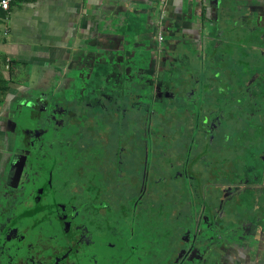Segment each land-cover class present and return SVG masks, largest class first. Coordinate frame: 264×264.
<instances>
[{"label": "crops", "instance_id": "1", "mask_svg": "<svg viewBox=\"0 0 264 264\" xmlns=\"http://www.w3.org/2000/svg\"><path fill=\"white\" fill-rule=\"evenodd\" d=\"M159 31L173 36L175 64L185 57L195 72L208 74L206 88H218L208 79L221 72L226 109L237 101L249 111L244 115L264 121V0H13L8 10L0 8V182L22 130L6 126V116L25 115L24 107L49 99L33 83L37 69L61 70L84 87L95 65L110 60L103 55L117 48L155 53ZM167 49L159 53L171 55ZM254 164L255 176L231 202L224 200L234 195L228 191L221 198L223 217L241 218L220 229L208 219L187 264H264V153Z\"/></svg>", "mask_w": 264, "mask_h": 264}, {"label": "trees", "instance_id": "2", "mask_svg": "<svg viewBox=\"0 0 264 264\" xmlns=\"http://www.w3.org/2000/svg\"><path fill=\"white\" fill-rule=\"evenodd\" d=\"M179 62L163 70L160 87L166 93L158 100L152 84L137 77L129 79L124 59L96 64L75 96L81 108L57 102L65 115H84L77 134L71 136L77 138L71 142L76 152L67 155L74 161L81 150V165L74 167L73 175L80 174L86 165L91 172L88 192L100 191L103 200L128 197L131 205L138 201L139 209L147 201L156 209L166 203L184 214L191 212L196 220L205 213L207 220L213 221L224 216V192L234 194V198L238 187L255 176L258 166L254 161L264 153V121L244 115L248 110L242 104L238 107L237 101L232 109H226L220 97V71L212 72L208 79L216 81L218 88H206L208 74L195 72L188 58ZM140 63V59L134 61L132 68ZM89 119L97 126L87 122ZM107 125H111L115 157L104 173L99 167L103 146L97 142L83 150L77 141ZM96 182L99 189L94 187Z\"/></svg>", "mask_w": 264, "mask_h": 264}, {"label": "rangeland", "instance_id": "3", "mask_svg": "<svg viewBox=\"0 0 264 264\" xmlns=\"http://www.w3.org/2000/svg\"><path fill=\"white\" fill-rule=\"evenodd\" d=\"M154 40L157 42L156 46L159 47L155 48V53L145 54L144 52L139 56L137 52L130 51L129 47L124 46L108 53V55H103V61L110 58V60L118 63L124 59L128 62L126 71L129 79L137 77L152 84L156 92L155 99L158 100L159 95L163 96L166 93L160 87L162 85L163 70L165 67H169L177 56L175 55L173 36L164 35L161 31V39H159V33L157 32ZM166 46L169 49L167 51L171 55L159 53L161 52L160 49H165ZM138 56L139 58L137 59ZM139 59L143 64H134L136 67L134 70L132 64ZM121 66L122 64L120 63V69ZM31 78L37 90L43 93L47 92L49 99L46 103L39 102L32 108L24 107L25 111L23 110V113L25 115L6 116L8 118V120L6 119V126H11L12 128L18 126V129L22 128V130H18L15 152L8 155L5 163V175L2 176L4 180L0 182L2 188L0 192V220L3 217L5 218L6 215L4 204L9 203V198L12 196L9 195V192L13 194V192L19 191L6 186L5 182H11L13 177L21 175L23 176L22 179L24 177L27 178L25 182L30 183L27 184L26 191H28V188L32 187L33 183L40 179L34 169L31 172L22 167L23 161L30 158L29 156L25 157L26 152L33 153L31 148L35 151L43 147L47 149L51 158L56 160L58 168L54 171V188L58 199L67 198V195L71 193L70 189H72L73 181L79 183L81 187L87 188L88 182L91 180H88L91 172L86 165L83 166V171L80 174L78 173L79 175H73L74 167L77 164L81 165V150L76 154V161H70V156L68 157L67 155L74 151L71 142L76 141L77 138H71V136L77 134L76 131L78 130L76 128L80 126L79 124L82 122L84 115H65V113L59 111L57 103L60 101L64 103V106L67 103L68 106L71 107L72 105L75 109L81 108L79 107L80 99H75V96L80 92V84L72 79L70 81L63 77L61 70L52 68L46 69V71L39 68L32 74ZM75 100L76 102H74ZM40 108L47 109L51 114L42 115ZM87 122L97 126L93 119H89ZM110 130L111 125H107L105 129L96 131L93 136H85L84 139L77 141L78 147L83 150L90 149L97 142L103 146L104 154L103 159L100 160L99 167L104 173L110 170L112 166L111 158L115 157V145H113L112 138L109 136ZM28 149L30 151H25ZM44 153L43 151L42 156V153L38 151L32 155L31 159H44ZM248 162L251 161L248 160ZM22 169L25 170L24 173L22 172L23 174L21 173ZM63 180L66 182L65 185L62 183ZM96 180L98 181V179ZM174 194L177 195L179 193L175 192ZM194 194V192L191 193L193 197ZM153 197H155V194H153ZM77 199L81 201L80 198ZM105 200L109 205L108 215L106 216L108 226L101 221V217L104 214L98 213L100 218H98V221H100L98 224L100 226L95 227L93 230L98 264H176V258L180 252H188L190 250L191 244L189 241H191L192 237L194 236L199 244L202 236L205 235L204 230L207 226H210V221H207L205 213L200 217L201 220L199 219L200 221L198 220L197 222L196 217L191 212L184 214L179 208L167 207L169 204L166 203L156 209L148 204L149 202L147 201L146 206L139 209L137 208L138 201L134 200L131 205L132 199H128V197L116 196ZM141 200L143 201L142 198ZM224 200H226L225 202L228 205L232 200V196L225 197ZM233 206H235V209L231 210H235L236 213L240 208L236 206V203ZM224 207L226 208L227 206L225 205ZM194 209H192V212H195L196 209ZM239 218L241 217L231 212L230 217L213 219L212 223L215 229H220L225 222L237 223ZM186 260H188V257Z\"/></svg>", "mask_w": 264, "mask_h": 264}, {"label": "flooded vegetation", "instance_id": "4", "mask_svg": "<svg viewBox=\"0 0 264 264\" xmlns=\"http://www.w3.org/2000/svg\"><path fill=\"white\" fill-rule=\"evenodd\" d=\"M42 148L35 151L31 148L33 153L25 154L30 158L23 161L22 167L31 172L34 169L40 178L28 191L26 188L30 183L20 175L24 169L20 176L5 182L6 186L19 191L9 192L12 196L9 203L4 204L6 215L0 226V264H98L93 230L100 226L98 213L104 214L101 221L108 226L109 205L102 199L100 191L89 193V187L83 188L74 181L67 198L58 199L54 188L57 162L47 149ZM38 151L42 156L44 151L45 158L31 159ZM62 183L65 185V180ZM94 185L99 189L98 182ZM189 243L190 250L180 252L176 264L191 263L196 245L194 236Z\"/></svg>", "mask_w": 264, "mask_h": 264}, {"label": "built area", "instance_id": "5", "mask_svg": "<svg viewBox=\"0 0 264 264\" xmlns=\"http://www.w3.org/2000/svg\"><path fill=\"white\" fill-rule=\"evenodd\" d=\"M13 0H0V8L8 10ZM159 39H161V32L159 31Z\"/></svg>", "mask_w": 264, "mask_h": 264}, {"label": "water", "instance_id": "6", "mask_svg": "<svg viewBox=\"0 0 264 264\" xmlns=\"http://www.w3.org/2000/svg\"><path fill=\"white\" fill-rule=\"evenodd\" d=\"M200 221V220H199Z\"/></svg>", "mask_w": 264, "mask_h": 264}]
</instances>
